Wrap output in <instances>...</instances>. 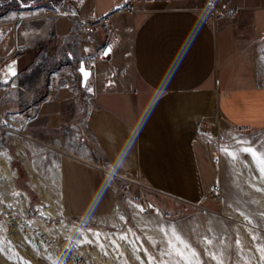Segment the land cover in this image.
<instances>
[{
    "label": "crops",
    "instance_id": "0c3cea01",
    "mask_svg": "<svg viewBox=\"0 0 264 264\" xmlns=\"http://www.w3.org/2000/svg\"><path fill=\"white\" fill-rule=\"evenodd\" d=\"M232 5L239 8L235 21L215 23L186 0H82L75 18L3 17L0 77L9 65L15 75L0 84V115L33 105L39 110L30 123L55 125V117L82 111L85 104L68 88L80 83L79 63L94 57L88 127L113 177L158 202L199 200L211 183L196 146L197 131L207 123L203 115L237 129L264 128V87L254 60L264 38V0ZM110 12L120 40L106 53L105 28L83 32L81 21ZM105 177L92 163L62 159L65 210L110 212L114 188Z\"/></svg>",
    "mask_w": 264,
    "mask_h": 264
},
{
    "label": "rangeland",
    "instance_id": "374dc122",
    "mask_svg": "<svg viewBox=\"0 0 264 264\" xmlns=\"http://www.w3.org/2000/svg\"><path fill=\"white\" fill-rule=\"evenodd\" d=\"M81 2L20 0L11 3L12 6H7L9 2H0V20L4 17L15 22L16 19H31L45 13L62 16L72 7L78 10ZM254 60L259 85L264 87V38L256 44ZM68 89L77 93L85 104L84 109L64 118L60 116L57 120L55 117V125L30 123L38 114V108L24 123L13 118L2 124L0 115V149L8 157L15 186L13 190L1 182L0 198L18 202L19 206L15 208L16 218L12 225L5 219V213H0V264H149V257L151 264H160L161 260L163 264H261V253L257 249L264 248V186L253 180L256 176L253 166L264 167L260 162L264 158V128L237 129L219 120L217 115H203L202 119H206L207 123H203L197 131L202 140L197 136L196 146L209 165L210 185L214 181L222 186V195L218 199L205 194L196 201L172 202L161 197L158 202L141 193L135 185L129 187L121 179L108 174L110 177L107 175L105 178L114 188L111 211L96 215L73 214L65 210L61 201V160L68 158L91 163L95 162V158L91 153L92 144L72 136V131L85 114V93L78 82ZM15 139L22 145L35 174L49 190L57 218L50 219L39 214V207L45 206L38 193L30 187L28 171L13 147ZM237 140L250 144L237 143ZM207 142L211 143V147ZM203 146L212 152L218 151V156H221L214 173ZM249 146H254L258 153L251 162L249 155L241 151ZM240 161L244 164L242 167L239 166ZM244 170L250 174L246 175ZM46 177L50 179L47 181ZM17 190L25 193V202ZM23 203L26 204L25 212L22 211ZM141 208L143 211H140ZM34 221L42 222L43 231L32 225ZM160 227L169 231V236L160 232ZM172 227L179 230L183 240L191 246V251L185 250L182 257H178L168 246ZM112 234L123 236V239L111 240L109 246L96 239ZM173 247L182 245L174 242ZM162 252L169 254L162 257Z\"/></svg>",
    "mask_w": 264,
    "mask_h": 264
},
{
    "label": "built area",
    "instance_id": "2783aa9c",
    "mask_svg": "<svg viewBox=\"0 0 264 264\" xmlns=\"http://www.w3.org/2000/svg\"><path fill=\"white\" fill-rule=\"evenodd\" d=\"M192 2L195 7L194 9L199 11L201 13L202 18L207 23H215L218 19L222 18L226 20L227 22H233L235 21L237 15L239 14V8L232 5V0H186ZM132 7H130V10ZM114 12H110L102 17H94L92 21H81L82 23V31L87 32L91 27L93 26H102L106 30V47L112 48L115 44H117L120 40V36L116 34L113 30V26L111 23V19ZM70 16H77L76 15H70ZM85 69L89 70L91 72L90 77L87 80V83L91 86L92 91L88 92L85 90V87H81L82 91L85 93V100L87 101V105L85 108V114L81 118L80 123L76 125L75 129L72 131V136L74 138L79 137L81 141L86 140L91 145V153L93 154L95 158V162H91L95 167H97L101 173H103L105 176L108 174H112L110 171V167L106 159L103 157V155L99 152L98 148L93 142V137L91 135V132L88 127V116L90 111L94 107V87L92 82V74L95 70V58L89 57L87 59L83 60ZM77 75H79L78 72H75ZM35 109L37 110V107L31 105L23 112L19 113H6L1 115V123L4 124L6 121L10 122V119L13 118L17 120L22 119L20 123H24L26 119L31 117L32 114H34ZM19 123V122H18ZM84 125V126H82ZM204 148V146H203ZM204 153L207 158H209L213 173H214V166H218L221 161V156L216 157L214 156L211 151V149H205ZM222 186L218 182H214L209 186V190L207 194H211L214 199H218V197H221L222 195Z\"/></svg>",
    "mask_w": 264,
    "mask_h": 264
},
{
    "label": "bare ground",
    "instance_id": "6f19581e",
    "mask_svg": "<svg viewBox=\"0 0 264 264\" xmlns=\"http://www.w3.org/2000/svg\"><path fill=\"white\" fill-rule=\"evenodd\" d=\"M77 9H75L74 7H72L71 9H69L68 11L64 12V15H76ZM214 115V114H213ZM212 118V117H211ZM22 119H20L21 121ZM206 120V119H205ZM210 120V119H209ZM16 133V132H15ZM197 135V134H196ZM198 138L200 140H202V137L200 134L197 135ZM17 137V136H16ZM208 143V142H207ZM211 143H208V145L211 147L210 145ZM13 147L16 150V154L18 155V157L21 159V161L23 162V164L25 165L28 174H29V179H30V187L33 191H35L36 193H38L40 199H41V203L44 204L45 207H39V214L40 215H46L47 217H50V219H55L57 218V213L54 212V204L52 202L51 199V195L49 193V190L43 185V183L40 181V179L37 177V175L35 174V170L34 167L29 163V161L27 160L26 156H25V151L23 150L22 145L19 143L18 139H15L13 142ZM264 153V150H263ZM214 156L219 157L218 156V151H213L212 153ZM225 154L227 155V152L225 151ZM220 155V154H219ZM246 155V154H245ZM229 156V155H227ZM233 156V155H232ZM231 157V156H230ZM233 159V158H232ZM236 159V158H234ZM253 158H250V156L248 157V160L250 161ZM231 159H229L230 161ZM264 160V158H263ZM233 161V162H232ZM232 163H235L234 160H232ZM248 161V162H249ZM251 162V161H250ZM238 163V162H237ZM252 164V163H251ZM244 164L240 161L239 166L242 167ZM247 166V165H246ZM250 166V165H249ZM217 167V166H214ZM251 167V166H250ZM254 167V174L256 175L255 177L253 176V180L256 182H259V184L264 186V174H262L260 171H258L259 168H261L260 165L258 166H253ZM235 168V166H234ZM242 169H246V168H242ZM250 169V168H248ZM241 170V169H240ZM239 170V171H240ZM242 172V171H241ZM246 175H249L250 173L246 172V170H244ZM109 176V175H108ZM110 177V176H109ZM251 176H249L250 178ZM47 178V177H46ZM55 178V177H54ZM217 179V177H215ZM252 178V177H251ZM50 179V178H49ZM47 178V181L49 180ZM3 182L4 184H6L10 189L15 190V186H14V177L12 175V173L10 172V168H9V163H8V157L6 154L2 153V150L0 149V183ZM17 194L23 199L22 201L25 202V200L27 199L25 193L21 190H17ZM16 204V206H15ZM24 206V209L22 211H26V204L23 203L21 204ZM18 202L15 201H4L2 198H0V213H5L4 217L5 219H7V222L9 225H12L15 222V208H18ZM62 220V219H61ZM18 222V221H17ZM35 222V221H34ZM137 222H139V219L137 217ZM39 223V224H38ZM62 223V221H60V224ZM36 225V228H40L42 231L44 229V225L42 224V222H35L32 225ZM35 227V226H34ZM12 228V227H11ZM70 228V227H69ZM129 232V231H128ZM89 235V234H88ZM123 236L120 235H106V236H98L96 237L98 242H103L104 244H107L109 246V244L111 245V240H119V239H123ZM57 240V239H56ZM255 251V250H254ZM1 258V256H0Z\"/></svg>",
    "mask_w": 264,
    "mask_h": 264
},
{
    "label": "snow or ice",
    "instance_id": "6c2138e0",
    "mask_svg": "<svg viewBox=\"0 0 264 264\" xmlns=\"http://www.w3.org/2000/svg\"><path fill=\"white\" fill-rule=\"evenodd\" d=\"M26 6H30L27 5ZM203 19V18H202ZM9 73H11V75H15V72L13 70V67L11 65L8 66L5 74L3 77H0V84H6L9 81ZM83 75L85 76V78H87V76L89 75L87 72H84ZM85 90L88 92L92 91L91 86L87 83V81H85ZM10 87H15V82L12 81ZM4 126H7L6 124ZM18 131V130H17ZM237 143H242V144H250V142L248 141H243V140H237ZM241 151L245 154H248L251 158H253V160H255L258 156L257 151L255 150L254 146H249V147H243L241 149ZM262 164H264V160L260 161ZM258 171H260L262 174H264V167H261L258 169ZM257 191H260V189H257ZM140 211H143V209L141 208ZM159 214V213H158ZM159 231L162 232L166 237L169 236V231H166L164 227H160ZM171 231V238H169L167 240L168 246L169 248L175 252V254L178 257H182L183 253L185 250L191 251V246L185 242L182 238V235L180 234L179 230H176L174 227H172L170 229ZM123 238V237H122ZM255 239V237H253ZM174 242L178 245H182V247H173ZM237 244H239V242L237 241ZM257 251H259L261 253V264H264V248H258ZM168 252H162L161 256L163 257L164 255H168ZM192 255L195 256L196 253L194 251H192ZM213 259H216L215 255H213ZM149 264H151V257H149ZM160 264H163V260L160 261ZM222 264V262H221ZM245 264H248V262H245Z\"/></svg>",
    "mask_w": 264,
    "mask_h": 264
},
{
    "label": "water",
    "instance_id": "95a60500",
    "mask_svg": "<svg viewBox=\"0 0 264 264\" xmlns=\"http://www.w3.org/2000/svg\"><path fill=\"white\" fill-rule=\"evenodd\" d=\"M109 48L107 47L106 49H105V52L107 53V52H109ZM77 72L79 73V75H80V85H81V87H85L84 85H85V81H87L88 80V78L90 77V75H91V72L89 71V70H87V69H85V67H84V62L83 61H81L80 63H79V66H78V68H77ZM84 72H87L89 75L87 76V78H85V76L83 75V73Z\"/></svg>",
    "mask_w": 264,
    "mask_h": 264
},
{
    "label": "trees",
    "instance_id": "16d2710c",
    "mask_svg": "<svg viewBox=\"0 0 264 264\" xmlns=\"http://www.w3.org/2000/svg\"><path fill=\"white\" fill-rule=\"evenodd\" d=\"M23 1H28V0H23ZM0 2H8V0H0ZM13 2H17V1L16 0L9 1V4H7V6H12L11 3ZM0 9H1V6H0Z\"/></svg>",
    "mask_w": 264,
    "mask_h": 264
}]
</instances>
